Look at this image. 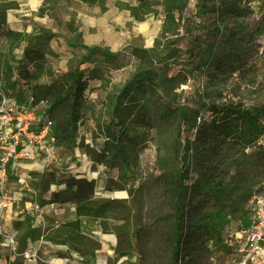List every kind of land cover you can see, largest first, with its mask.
I'll return each mask as SVG.
<instances>
[{
	"label": "rangeland",
	"instance_id": "rangeland-1",
	"mask_svg": "<svg viewBox=\"0 0 264 264\" xmlns=\"http://www.w3.org/2000/svg\"><path fill=\"white\" fill-rule=\"evenodd\" d=\"M225 3L0 0V98L57 88L42 106L52 109L56 155L35 182L41 202L48 189L50 200L102 197L121 241L133 238L139 264H170L178 200L198 208L179 264H238L252 201L264 199V136L244 149L217 145L209 130L202 142L216 147L212 155L194 142L213 106L263 108L264 116V0ZM167 6L174 9L165 18ZM75 69L88 79L82 99L74 110L73 98L53 108L67 93L58 78ZM126 84L146 117L106 142L101 130ZM181 178L186 196L172 190Z\"/></svg>",
	"mask_w": 264,
	"mask_h": 264
},
{
	"label": "crops",
	"instance_id": "crops-1",
	"mask_svg": "<svg viewBox=\"0 0 264 264\" xmlns=\"http://www.w3.org/2000/svg\"><path fill=\"white\" fill-rule=\"evenodd\" d=\"M53 160L34 153L31 160L20 163L19 173L28 178V189H34L38 198L41 188L35 182L43 178L45 164ZM9 188L19 201L5 211L3 222L17 242L18 252L30 253L33 259L11 256L0 245V264H139L133 238L122 242L108 216H77L76 198L50 200V189L41 202L40 198L33 200L24 188L19 189L14 179ZM64 190L57 191L63 195Z\"/></svg>",
	"mask_w": 264,
	"mask_h": 264
},
{
	"label": "trees",
	"instance_id": "trees-1",
	"mask_svg": "<svg viewBox=\"0 0 264 264\" xmlns=\"http://www.w3.org/2000/svg\"><path fill=\"white\" fill-rule=\"evenodd\" d=\"M217 3L219 6L226 4L225 0H217ZM173 9L174 7L168 6L164 8L163 12L165 18L172 15ZM217 10L219 11L221 9L218 8ZM213 12H215V10ZM5 17V14L0 15V27L5 24ZM24 52L27 51L25 50ZM88 52H99L104 58L108 57V53H104L97 49H90ZM83 76L84 74L79 69H75L67 76L58 78L61 87L67 88V93L65 95H59L54 99L52 103L53 108L58 104H64V102L68 101L70 98H73V110L77 107L82 99V93L87 86L86 82L88 79L83 80ZM56 90L57 88L53 86L39 85L27 89L26 92H30L32 105H36L41 102L47 104V100ZM262 109H254L250 111L249 109H240L235 106H213L209 112L214 116L207 122L202 121L199 123L196 129L194 142H199V144L202 143L204 152H209V154L212 155L214 150H216V147H212L204 141L202 142L204 134L211 130L210 136L216 140L217 145H223L224 143L229 142L245 149L264 136V116L262 115ZM51 113L52 109L49 105L45 111V116L52 121ZM112 116L113 121L111 124L101 130L106 142L119 141L118 139L120 136L116 137L114 131L115 128H121L129 121L139 123L145 119L146 111L132 96L130 85L126 84L115 98L112 105ZM55 131L54 127V132ZM183 179L184 178H181L178 184H174L172 190L173 192H179V194L184 192V195L186 196L187 189L183 186ZM182 199L184 200L185 198L182 196ZM75 205L77 216L106 218V211L108 210L110 203L102 199H93L91 197H76ZM188 213H192L189 218ZM197 213L198 208L190 206L188 202L186 204H183V201L180 202V200L176 202L170 264H179L183 246H192L195 237L193 222L196 216H198ZM188 251H190V249Z\"/></svg>",
	"mask_w": 264,
	"mask_h": 264
},
{
	"label": "built area",
	"instance_id": "built-area-1",
	"mask_svg": "<svg viewBox=\"0 0 264 264\" xmlns=\"http://www.w3.org/2000/svg\"><path fill=\"white\" fill-rule=\"evenodd\" d=\"M44 104L32 105L29 91L21 97L1 95L0 98V245L11 256L23 259H33V255L18 252L17 242L4 224L3 216L19 201L9 188L11 179L19 189L30 192L33 200L38 199L37 192L28 189V178L19 173L20 163L31 160L34 153H42L48 161L55 159L54 124L45 116ZM252 202L254 222L244 238L238 264H264V199L254 198Z\"/></svg>",
	"mask_w": 264,
	"mask_h": 264
}]
</instances>
